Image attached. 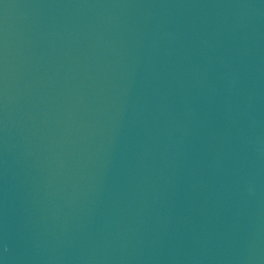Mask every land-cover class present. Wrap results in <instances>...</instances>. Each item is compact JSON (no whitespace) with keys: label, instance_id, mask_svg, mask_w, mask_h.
Returning <instances> with one entry per match:
<instances>
[{"label":"water","instance_id":"water-1","mask_svg":"<svg viewBox=\"0 0 264 264\" xmlns=\"http://www.w3.org/2000/svg\"><path fill=\"white\" fill-rule=\"evenodd\" d=\"M0 264H264V0H0Z\"/></svg>","mask_w":264,"mask_h":264}]
</instances>
